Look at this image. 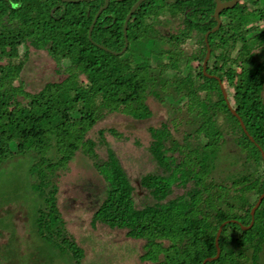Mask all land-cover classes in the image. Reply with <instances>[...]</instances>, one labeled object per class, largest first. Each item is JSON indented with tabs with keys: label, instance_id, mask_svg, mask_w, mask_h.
<instances>
[{
	"label": "trees",
	"instance_id": "16d2710c",
	"mask_svg": "<svg viewBox=\"0 0 264 264\" xmlns=\"http://www.w3.org/2000/svg\"><path fill=\"white\" fill-rule=\"evenodd\" d=\"M106 1L0 0V174L29 158L31 227L51 262L86 259L61 212L83 183L59 186L82 154L103 179L82 199L90 232H122L150 264H264V0L223 9L216 30V0H143L123 52L138 0H109L90 36ZM33 52L58 76L36 89L23 79ZM151 99L166 118L148 128L154 167L135 177L106 136L121 132L91 130L112 113L151 118Z\"/></svg>",
	"mask_w": 264,
	"mask_h": 264
},
{
	"label": "rangeland",
	"instance_id": "374dc122",
	"mask_svg": "<svg viewBox=\"0 0 264 264\" xmlns=\"http://www.w3.org/2000/svg\"><path fill=\"white\" fill-rule=\"evenodd\" d=\"M53 68L54 63L45 52H33L23 72V79L29 84L27 87L40 88L45 78H58ZM149 104L154 112L151 118L136 120L122 113H112L91 130V135L99 128L114 127L121 132L118 140L109 132L106 136L115 145L123 165L135 177L154 167L152 155L147 148L150 141L148 128L166 118V112L158 101L151 99ZM101 152L105 154L104 149ZM29 164L28 157L17 156L5 164L0 174V242L3 243L0 248L1 264H59L51 262L44 244L31 227L30 215L36 200L27 187ZM77 181L83 183V188L77 189L73 196L79 204L75 206L71 204L73 200V202L68 200L69 202L63 203L65 206L61 212L68 221L69 230L86 250L84 264H150L139 259L138 242L125 240L122 232L103 227L94 233L90 232L91 211L86 208L87 202L82 199L93 188L101 190L103 179L93 167L91 160L82 154L71 163V170L60 178L62 195H70L72 192L69 188ZM90 200L93 202V198ZM25 215H28V219Z\"/></svg>",
	"mask_w": 264,
	"mask_h": 264
},
{
	"label": "water",
	"instance_id": "95a60500",
	"mask_svg": "<svg viewBox=\"0 0 264 264\" xmlns=\"http://www.w3.org/2000/svg\"><path fill=\"white\" fill-rule=\"evenodd\" d=\"M67 1H74V0H67ZM77 1V0H76ZM79 1V0H78ZM143 0H138L136 2V4L133 6L131 12L128 14L127 18H126V21H125V25H124V32H125V39H126V44H125V47L124 49L121 51L123 52L124 50H126V48L128 47V44H129V40H128V36H127V31H128V21L132 15V13L134 12V10L137 8V6L142 2ZM240 0H227V1H223V0H216V8H215V17L217 18L218 20V24L217 26L213 29V30H216L220 27L221 25V21H220V12L225 9V8H231V7H234ZM108 3H109V0L106 1L105 5L98 11L95 19H94V22L92 23L91 25V28H90V36H91V32L93 30V27L97 21V18L99 17L100 13L108 6ZM206 41L208 42V33L206 34ZM210 46L208 45V51H207V55H206V58H205V61H204V65L206 66V63L208 61V58L210 56ZM264 195H262L263 197ZM262 197L259 199L258 203L255 205V207L253 208L252 210V213H254L256 207L260 204L261 200H262Z\"/></svg>",
	"mask_w": 264,
	"mask_h": 264
}]
</instances>
